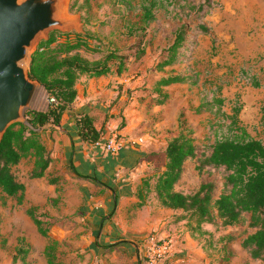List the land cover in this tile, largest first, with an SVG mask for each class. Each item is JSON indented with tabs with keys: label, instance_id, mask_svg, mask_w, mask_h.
Instances as JSON below:
<instances>
[{
	"label": "rangeland",
	"instance_id": "rangeland-1",
	"mask_svg": "<svg viewBox=\"0 0 264 264\" xmlns=\"http://www.w3.org/2000/svg\"><path fill=\"white\" fill-rule=\"evenodd\" d=\"M141 1L67 0L65 14L78 17L79 30L74 27L53 30L60 38L64 35L59 32H68L71 38L73 32L81 33L91 48L99 46L98 50L81 48L80 53L89 60H102L108 50L114 51L119 57L109 60L112 71L123 58L122 72L131 76L130 80L135 84L127 88V99L133 96L136 100L131 104V114L140 118L138 127L142 133L154 128L161 132L160 147L157 146L152 152L154 156H150V164L156 167L154 174L164 167L167 140L181 127L194 129L192 136L199 147L211 141L213 134L208 125L210 119L215 120L214 114L196 112L195 109L202 98L210 99L213 94L224 98L222 109L226 113L231 112L234 104L240 105V124L264 143L261 118L264 106V0H161V5L154 8V19L143 32L137 28L141 24ZM181 23H186L189 30L177 60L157 67V62L167 54L174 30ZM42 39L45 38L39 37L34 47ZM176 73L188 75L187 80L157 84L160 77ZM48 102V94L40 86L29 109H45ZM227 121L224 118L223 122ZM42 138L47 136L41 134ZM195 163V159L186 162L175 185L177 190L192 192L201 182L213 179L220 186L218 170H198ZM32 165L33 157L29 155L13 166L16 177L25 185L21 198L0 191V264H48L44 253L48 244H53L51 258L54 263L114 264L110 252L102 255L105 252L99 254L96 251L95 238L88 231V224L80 219L84 195L80 190L81 181L72 178L78 176L72 172L68 176L66 171L50 168L41 177H31ZM148 199L150 192L145 196V200ZM174 214L170 216L172 220ZM33 216L39 218L46 234L40 233ZM174 222L179 231L190 232L185 220ZM203 228L205 233L195 235L205 248V261L264 264V260L249 257L248 251L241 248L237 240H226L228 236L251 230L245 223L216 225L214 229L212 225L204 224ZM149 234L146 230L132 236L131 240L141 242ZM129 238L123 237L119 241ZM18 246L28 248L24 258L19 255L14 258ZM226 250L239 252L226 259Z\"/></svg>",
	"mask_w": 264,
	"mask_h": 264
},
{
	"label": "trees",
	"instance_id": "trees-1",
	"mask_svg": "<svg viewBox=\"0 0 264 264\" xmlns=\"http://www.w3.org/2000/svg\"><path fill=\"white\" fill-rule=\"evenodd\" d=\"M161 3V0L141 1L139 4L141 24L138 29L145 31L146 26L155 17L154 8ZM130 7L131 5L127 3V8ZM187 30L189 26L186 23L176 27L173 40L166 48L167 54L164 59L157 62V67L170 65L177 60L179 49L186 40ZM55 32L52 30L46 39L37 44L28 66L30 77L38 80L48 98L53 96L55 102L49 101L45 109H27L26 122L12 123L0 139V191L7 196L18 195L21 198L25 185L16 177L13 166L24 157L29 155L33 157V165L29 172L31 177L44 174L51 157L42 142V131L47 128L45 126L47 123H59L62 112L76 95L75 82L78 76L81 73L105 74L111 70L109 60L119 57L114 51L108 50L102 60H89L80 53L81 48L98 50L99 46L91 48L85 37L78 32H73V38L68 32H59L64 38H60ZM115 70L118 73L123 70L122 57L118 64L116 63ZM187 76L182 73L168 74L160 77L157 84L161 86L185 82ZM254 84L258 85V82L255 81ZM223 104L224 98L218 94H213L210 99L200 100L195 111H209L215 117V120H209L208 125L213 134L211 141L199 147L192 136L194 129L181 127L180 131L166 142L163 169L156 174L142 177L136 191L137 200L133 206L143 205L146 194L153 192L155 199L162 206L178 210L173 220H185L192 235L205 233L204 224L216 226L245 223L251 230L228 236L227 242L238 240L240 247L248 251L249 257L264 260V143L240 124L238 118L240 105L234 104L231 112L226 113L222 109ZM261 110L264 123V106ZM224 118L228 121L223 122ZM75 123L78 135L83 140L95 142L102 134L87 112L78 113L75 116ZM121 126L122 124L118 125ZM191 159L196 160L194 167L198 170L206 169L208 172L212 169L218 170L220 186L213 179L201 182L192 192L177 190L176 182L181 177L186 162ZM70 165L74 169L72 163ZM75 173L79 178L107 185L96 177ZM112 212L113 210L108 214L111 215ZM32 218L40 233L46 234V229L41 226L39 218L34 216ZM103 219L104 216L98 221V227L103 223ZM94 241L96 246L104 247L106 250H112L118 243L117 241L101 244L98 233L95 234ZM27 252L28 248L18 246L14 258L17 255L24 258ZM44 253L48 257V264H58L51 258L53 244H48ZM232 254L230 251L226 252L224 257L227 259ZM136 256L137 264H147L142 251L137 250Z\"/></svg>",
	"mask_w": 264,
	"mask_h": 264
},
{
	"label": "crops",
	"instance_id": "crops-1",
	"mask_svg": "<svg viewBox=\"0 0 264 264\" xmlns=\"http://www.w3.org/2000/svg\"><path fill=\"white\" fill-rule=\"evenodd\" d=\"M130 77L122 71L118 73L112 69L105 74L81 73L78 76L75 82L76 95L62 112L59 123H47V128L42 132V136H47L46 139L42 138V142L51 157L44 175L50 168H54L66 171L68 176L71 172L73 175L75 172L90 175L108 185L72 177L81 181L80 190L84 197L81 199L83 210L80 219L88 224V231L94 238L98 233L101 244L118 241L109 251L104 247L94 246L99 254L110 252L114 264H137V250L143 251L145 242L133 241L131 237L146 230L169 238L172 245L171 257L163 262L148 264H212L208 259L205 261V248L202 242L198 243L196 233L192 235L187 230L179 231L170 217L177 210L162 206L153 192H150V199L145 200L143 205L133 206L137 200L134 190L137 191L142 177L156 172L155 164H150V156H154L152 152L156 151L157 146L160 147L161 132L154 128L142 133L139 129L140 118L137 114H131V104L136 100L133 96L127 99V88L135 85ZM81 112L92 116L94 125L101 129L103 136L117 131L130 137L132 141L119 154L113 155L95 143L83 140L78 135L75 123V116ZM120 124L122 126L118 127ZM162 168L163 166L160 169ZM111 210L113 212L109 215ZM102 216L103 223L98 227L97 223ZM214 226L212 225L213 229ZM123 237L130 238L119 242ZM238 245L240 246L239 241ZM229 251L233 253L230 256L239 252H225Z\"/></svg>",
	"mask_w": 264,
	"mask_h": 264
},
{
	"label": "water",
	"instance_id": "water-1",
	"mask_svg": "<svg viewBox=\"0 0 264 264\" xmlns=\"http://www.w3.org/2000/svg\"><path fill=\"white\" fill-rule=\"evenodd\" d=\"M67 0H0V139L12 123L26 122L25 112L41 83L28 66L34 44L53 29L79 30L76 15L65 14Z\"/></svg>",
	"mask_w": 264,
	"mask_h": 264
},
{
	"label": "built area",
	"instance_id": "built-area-1",
	"mask_svg": "<svg viewBox=\"0 0 264 264\" xmlns=\"http://www.w3.org/2000/svg\"><path fill=\"white\" fill-rule=\"evenodd\" d=\"M48 100L55 102L53 96L49 97ZM139 140H142V138L139 137ZM130 142L131 140L129 137L115 131L107 136L101 134L98 140L93 143L100 146L104 151L115 155L118 154L122 148L128 146ZM143 241L145 242V246L143 247L142 254L145 256L147 264L156 263L158 261L163 262L171 257L172 254L170 249H172V245L170 240L165 239V237H158L156 233H150Z\"/></svg>",
	"mask_w": 264,
	"mask_h": 264
}]
</instances>
